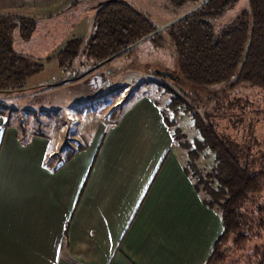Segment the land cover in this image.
Segmentation results:
<instances>
[{
    "label": "crops",
    "instance_id": "1",
    "mask_svg": "<svg viewBox=\"0 0 264 264\" xmlns=\"http://www.w3.org/2000/svg\"><path fill=\"white\" fill-rule=\"evenodd\" d=\"M74 6L54 14L61 20L52 28L55 42L50 38L40 58L59 65L56 55L79 37L74 21L82 12ZM101 70L78 84L76 104L60 108L77 109L104 92L109 99L128 86L108 92L116 77ZM117 110L67 153L61 136H47L46 124L29 121L24 130L21 117L0 113V264H205L221 219L186 174L163 108L143 95Z\"/></svg>",
    "mask_w": 264,
    "mask_h": 264
},
{
    "label": "trees",
    "instance_id": "2",
    "mask_svg": "<svg viewBox=\"0 0 264 264\" xmlns=\"http://www.w3.org/2000/svg\"><path fill=\"white\" fill-rule=\"evenodd\" d=\"M187 1L190 0H172L179 6ZM237 9L233 19L221 24ZM93 10L95 15L88 37L69 39L56 55L59 65L68 69L74 59L85 54L93 61L90 69L93 71L82 78L90 70L75 77V81L46 86L47 89L84 82L104 67L128 57L146 41L159 48L171 45L176 57L174 73L180 79L173 81L158 75V84L173 94L167 108L174 115L181 108L190 113L199 133L191 145L184 144L189 149L185 171L194 181L196 191L207 196L203 197L204 204L219 214L222 223V231L205 264L222 263L225 246L233 237L236 246L250 239L247 229L251 231L252 225L242 209L261 190L264 171L254 173L247 158L242 162V151L219 132L214 114L198 104L202 106L201 93L214 87H222L226 92L241 86L264 89V0H206L161 27L124 0L105 1ZM36 25L32 17L0 15V94L28 90V80L44 70L43 58L18 52L15 47V31L18 29L28 39ZM167 80L183 94L170 89ZM220 93L213 98H218ZM163 112L167 126L175 129L172 136L176 139L182 130L164 109ZM203 156L213 162L205 174L197 164ZM259 212L264 213V209L259 208ZM260 264H264V255Z\"/></svg>",
    "mask_w": 264,
    "mask_h": 264
},
{
    "label": "rangeland",
    "instance_id": "3",
    "mask_svg": "<svg viewBox=\"0 0 264 264\" xmlns=\"http://www.w3.org/2000/svg\"><path fill=\"white\" fill-rule=\"evenodd\" d=\"M16 1L0 0V12L30 13L31 17L36 19L35 31L28 39H25L19 31H15V47L18 52L40 58L49 53L50 38L55 42L56 33L52 32V28L55 26V29H58L56 21L60 19L53 21L54 14L60 12H65L64 15L70 14L73 8L71 10L66 8L72 7L73 4L79 5L80 7L74 6L76 9L78 8V11L75 12H82L74 21L75 23L80 22L75 35L79 36L76 38H86L91 33V18L93 19L95 15L93 7L108 0ZM124 1L146 14L157 26L161 27L175 21L206 0H190L180 6L173 3L172 0ZM238 11L237 9L230 12L221 24L233 19ZM87 16L91 18H85ZM21 17L25 16L21 15ZM42 26H47L46 29L49 28L52 37L50 33L41 32ZM50 57L52 56L41 59L45 68L28 80V90L11 95L0 94V113L8 114L10 112V115L16 114L21 117V126L24 130L29 121L36 122L39 128L46 124L49 129L43 127L45 131L47 130V136L52 141L61 136L65 147L64 153H67L68 149H78L82 144L85 145L88 138L93 136L95 130L102 123L113 121L119 114L117 106L130 101L131 98L137 99L140 96L148 95L159 102L170 119L177 121V127L182 131L174 139V148L183 159L185 166L187 165L189 149L184 147V144L191 145L199 133L193 126L190 113L183 112V108H181L178 114L174 115L167 108L173 94L165 91L158 84L159 77L156 74L157 70H162L175 75L174 72L177 70L176 57L171 45L167 44L164 48H159L151 41H146L133 50L128 57L104 67L100 72L105 73V75L112 73L116 77L115 82L111 83L107 89L108 92L125 84L128 86L124 90H118L110 95V100L105 96L106 92L100 95L104 97V100H100L101 102L98 101L100 96H96V101H91L92 97L83 99L78 108L74 109L75 112H71L74 121L68 120L67 110L71 109L63 108L67 105L76 104L78 98L76 92L78 88L83 86H78V84H83V82L55 90H49L46 86L62 83L66 80H74L75 77H79L90 70L93 67V61L85 54H80L77 59L73 60L71 67L64 69L65 72L58 69L60 65H56V59L52 61L47 59ZM58 74L60 75L58 76ZM166 82L176 94H183L173 82L170 80ZM184 89L187 90L186 87ZM221 91L223 93H220ZM218 93H220L219 97L213 98V95ZM201 94H203V98L199 102L202 106L196 103L203 110L206 109L214 114L213 119L218 124L219 132L242 151V162H245L247 158L254 173L264 171V89L241 86L236 90L226 92L222 87H214ZM83 96L87 97L86 93ZM24 111L27 113L26 117L23 114ZM171 130L174 133L175 129L172 128ZM197 164L204 174L210 171L209 169L213 166L211 159H206L204 156ZM202 196L207 198L205 194ZM259 208L264 209V181L261 190L251 196L242 209L252 225L251 231L250 228L247 229L250 239L246 244L236 246L232 242L235 238L233 237L225 246V259L220 264L261 263L264 255V213H260Z\"/></svg>",
    "mask_w": 264,
    "mask_h": 264
},
{
    "label": "water",
    "instance_id": "4",
    "mask_svg": "<svg viewBox=\"0 0 264 264\" xmlns=\"http://www.w3.org/2000/svg\"><path fill=\"white\" fill-rule=\"evenodd\" d=\"M108 1H115V0H108ZM93 70H90L88 73L84 74L83 76H81L80 78L86 76L87 74L91 73ZM157 75H159L160 77L162 78H169L173 81H178L180 78L178 76H175L173 73L171 72H167V71H162V70H157L156 72ZM76 79H74L75 81ZM65 82H62L60 84H56V85H62L64 84Z\"/></svg>",
    "mask_w": 264,
    "mask_h": 264
},
{
    "label": "built area",
    "instance_id": "5",
    "mask_svg": "<svg viewBox=\"0 0 264 264\" xmlns=\"http://www.w3.org/2000/svg\"><path fill=\"white\" fill-rule=\"evenodd\" d=\"M71 112H75V111L71 110ZM23 114H24L25 117L27 116V113L25 111L23 112ZM67 116H68V120L69 121H74V119L72 118L73 116H72V114L70 113L69 110H67Z\"/></svg>",
    "mask_w": 264,
    "mask_h": 264
}]
</instances>
